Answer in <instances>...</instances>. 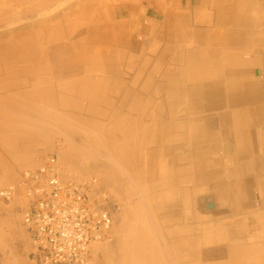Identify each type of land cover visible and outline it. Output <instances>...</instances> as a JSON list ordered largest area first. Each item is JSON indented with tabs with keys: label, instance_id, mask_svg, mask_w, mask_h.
Segmentation results:
<instances>
[{
	"label": "rangeland",
	"instance_id": "rangeland-1",
	"mask_svg": "<svg viewBox=\"0 0 264 264\" xmlns=\"http://www.w3.org/2000/svg\"><path fill=\"white\" fill-rule=\"evenodd\" d=\"M35 1L0 0V19L11 14L10 23L1 24L0 31H12L27 25L30 19L25 18L32 7L36 12L42 10L36 7L39 4ZM59 1L51 0L54 7L40 12L43 14L40 15L39 21H43L40 25L48 21L43 20L46 17L54 16L51 17L53 30L46 40L51 41L55 54L58 52L60 58L58 62L47 59L46 66L58 73L61 71L59 63H69L78 54L82 58V68L72 74L56 75L57 78L51 82L49 75L28 74V80L23 84L15 83L22 76L10 70L12 65L8 66L9 69L0 70V83L10 81L8 83L11 84L0 85V189L15 183L23 168L36 165L41 157L54 153L64 176L76 179L95 177L98 191L104 190L110 196L114 217L113 239L94 248L93 264H179L180 260H165L166 256L161 253L166 255L169 251L161 248L175 242L191 245L193 237L198 244L203 243L202 236L192 232V224H184L179 232L176 225H171L170 212L177 206L175 200L169 202V210L167 205L162 207L167 220L160 217V205L166 203L161 202L163 198L177 196L176 190L171 192L168 186L174 182L173 172L167 167L173 155L166 153L170 147L167 133L162 130L160 114L166 109V103L170 105L169 113L174 108L176 110L174 103H177L179 89L182 93V84L184 86L188 81L187 77H193V73L187 70L198 65L200 55L202 58L209 55V37L201 41L190 30L206 29V35L208 28L212 27L224 32V27L210 25L209 21L224 18V15L233 21L239 19L242 15L240 5L244 2L249 6L251 0ZM126 1L132 4L129 13L121 8V3ZM111 6L116 9H110ZM211 6L216 10L210 17ZM111 18L115 22L113 31L102 27L103 22ZM93 24L102 30L100 37L93 36L92 43H89L87 38L84 39L85 34L81 35L82 38L77 34ZM126 28L132 29V43L128 48L124 44L127 39L121 38ZM73 36H79L77 38L81 42L72 44ZM258 47L263 48L264 45ZM161 68L169 79L167 83L159 77V80L154 79ZM254 70L257 71L254 78H264V74L258 72L260 65ZM124 76L129 79H124ZM123 80H127L126 85ZM72 81H78V84L71 85ZM20 108L24 111L17 113L16 109ZM25 111L36 113L38 118L29 122L22 120ZM45 117L48 122H44ZM161 135L166 140L163 144ZM160 149L166 155L168 172L162 173ZM80 170L82 172L78 173ZM162 174L163 180L160 178ZM3 175L7 177L3 178ZM20 205L21 200L6 202L0 198V264H37L29 256L30 244L22 224ZM125 224L132 232L134 250L132 248L131 253L129 250L120 251L121 229ZM164 226L166 228L163 229ZM142 239L144 244L139 246ZM225 256V249L209 250L206 247L198 250L199 264H217L211 259L216 257L220 260Z\"/></svg>",
	"mask_w": 264,
	"mask_h": 264
},
{
	"label": "crops",
	"instance_id": "crops-1",
	"mask_svg": "<svg viewBox=\"0 0 264 264\" xmlns=\"http://www.w3.org/2000/svg\"><path fill=\"white\" fill-rule=\"evenodd\" d=\"M257 1L243 2L235 21L225 13L209 21L225 31L210 28L200 38L210 37L209 55L187 70L193 77L182 84V93L179 89L176 110L169 113L166 103L160 114L170 147L166 153L173 155L167 165L159 150L162 173L165 165L174 173L168 186L177 195L161 201L166 203L160 205V217L167 220L162 207L169 210L175 200L171 225L179 232L192 224L203 243L194 237L188 246L169 243L161 248L169 251L161 253L165 260L199 264L198 250L207 247L226 250L224 258L211 259L217 264H264V78L253 76L258 65L264 74V47H258L264 45V0ZM160 140L163 144L165 136Z\"/></svg>",
	"mask_w": 264,
	"mask_h": 264
},
{
	"label": "built area",
	"instance_id": "built-area-1",
	"mask_svg": "<svg viewBox=\"0 0 264 264\" xmlns=\"http://www.w3.org/2000/svg\"><path fill=\"white\" fill-rule=\"evenodd\" d=\"M6 202L21 200L30 258L37 264H93L95 245L113 239L109 194L97 179L66 177L54 153L23 168L0 189Z\"/></svg>",
	"mask_w": 264,
	"mask_h": 264
},
{
	"label": "bare ground",
	"instance_id": "bare-ground-1",
	"mask_svg": "<svg viewBox=\"0 0 264 264\" xmlns=\"http://www.w3.org/2000/svg\"><path fill=\"white\" fill-rule=\"evenodd\" d=\"M18 1H21V0H17V2ZM23 1V0H22ZM61 1V0H60ZM59 1V2H60ZM79 1V0H78ZM81 1V0H80ZM90 2H94V1H99V0H89ZM111 0H109V2H110ZM174 1V0H173ZM183 1V0H182ZM196 1V0H195ZM198 1V0H197ZM196 1V2H197ZM252 1V0H251ZM37 4H39L38 6H36L38 9H40V8H42V10H44V9H49L50 8V6H52L51 5V0H36L35 1ZM52 2H54V1H52ZM62 2V1H61ZM66 2V1H65ZM103 2H107V0H103ZM108 2V4H110ZM112 2H113V0H112ZM258 2V1H257ZM58 3V2H57ZM63 3V2H62ZM77 3V2H76ZM81 3V2H80ZM83 3V2H82ZM81 3V4H82ZM114 3V2H113ZM173 3V2H172ZM192 3H194L195 4V2H192ZM253 3V2H252ZM263 3V2H262ZM261 3V4H262ZM66 4V3H65ZM77 4H79V2L77 3ZM77 4H76V6H77ZM84 4V3H83ZM82 4V5H83ZM100 4H102V3H100ZM123 6L121 7L122 8V10L125 12V13H129L130 12V10H132V4H130V3H128V1H126L125 3H121ZM260 4V3H259ZM85 5V4H84ZM103 5V4H102ZM107 5V4H106ZM62 6H63V4H62ZM71 6V5H70ZM74 6V5H73ZM72 6V7H73ZM76 6H75V8H76ZM79 6V5H78ZM77 6V7H78ZM107 6H109V5H107ZM261 6V5H260ZM52 7H54V6H52ZM51 7V8H52ZM85 7V6H84ZM139 7V6H138ZM259 7V6H258ZM107 8V7H106ZM214 8V9H213ZM212 8V6L210 7V17L212 16L211 15V13H212V11H214L215 12V10H216V7H213ZM247 8V7H246ZM69 9V8H68ZM81 9V8H80ZM80 9H78V10H80ZM86 9V8H85ZM109 9V8H108ZM110 9H116V7L115 6H111L110 7ZM117 9H118V7H117ZM42 10H40V12L42 11ZM69 10H71V8L69 9ZM73 10V9H72ZM135 10V9H134ZM138 10H139V8H138ZM198 10H201L200 8L198 9ZM205 10V9H204ZM234 10H235V8H234ZM250 10V9H249ZM8 11H10V10H8ZM55 11V10H54ZM73 11H75V10H73ZM77 11V10H76ZM137 11V10H136ZM206 11V10H205ZM5 12V11H4ZM29 12V11H28ZM39 12V11H38ZM38 12H36L35 11V9L32 7V9H31V12L26 16V18L25 19H27L28 17H29V19L30 20H28L29 21V23L27 24V25H24V26H19V27H17V29L16 28H14V29H12V31H9V30H5V29H3V30H1L0 31V51H2V54H1V56H0V70H6V69H9L8 68V66L9 65H12V67L10 68V70L11 71H15V72H19L20 74H21V76H22V78H20V80H17V81H15V83H17V84H23V83H25V82H27V75L28 74H32V75H34V74H37V73H43V74H45V75H49L50 76V82L52 81V80H55L57 77H56V75H59V74H61V73H63L61 76H64L66 73H68V72H70L71 74H72V72H76V70L77 69H79V68H82V58L80 57L81 55H79L78 56V54H75V59H72L71 58V60H70V62L68 63H59V66H60V68H61V71H57L58 73H55L54 71H53V69L51 70H49L48 69V66H46V64H48V62H47V59H49V60H53V62H58L59 60H60V58H59V54H58V52L55 54V52H54V50H53V46L51 45V41H47L46 40V37H49L50 35H51V33H52V30H53V24L52 23H54V22H52L53 20H52V18L54 17V16H48V17H46V19H43L44 21H47L44 25H40V22L42 21H39L40 20V15H43V14H40V12H39V14H38ZM79 12V11H78ZM115 12V11H114ZM234 12V11H233ZM8 13H10V12H8ZM26 13V12H25ZM43 13V12H42ZM72 13V12H71ZM70 13V14H71ZM73 13H75V12H73ZM246 13V12H245ZM261 13V12H260ZM66 13H64V15H65ZM76 14V13H75ZM54 15V14H53ZM77 15H79L78 13H77ZM213 15H214V13H213ZM243 15H244V12H243ZM10 16H11V14H10ZM10 16H6L5 18H1L0 19V25L2 24L3 25V23L6 25V23H10V22H8L9 21V18H10ZM66 16V15H65ZM67 16H69L70 18H72V16H70V15H67ZM80 16V15H79ZM208 16V15H207ZM52 17V18H51ZM74 17V16H73ZM83 17H85L84 15H83ZM116 17V16H115ZM235 17V16H234ZM244 17V16H243ZM24 18V17H23ZM74 18H76V17H74ZM79 18V17H78ZM136 19H138V18H140V17H135ZM259 18V17H258ZM24 19V20H25ZM132 19V18H131ZM162 19V18H161ZM203 19H204V17H203ZM11 20V19H10ZM21 20H23L22 18H21ZM118 20V19H117ZM202 20V19H201ZM250 20V19H249ZM18 21H20V20H18ZM17 21V22H18ZM235 21V20H234ZM238 21V20H237ZM22 22V21H21ZM25 22V21H24ZM43 22V21H42ZM60 22V21H59ZM251 22V21H250ZM249 22V23H250ZM13 24V23H12ZM57 24V23H56ZM14 25V24H13ZM255 25V24H254ZM17 26V25H16ZM1 27V26H0ZM104 29H106V30H109V31H113L112 29L113 28H115V22H114V19H112L111 18V20L110 19H108L107 21H104L103 22V26H102ZM102 27H99V26H95L94 24L93 25H89V26H87L86 27V29H82L81 31H80V33L79 34H77V35H82V34H85V38L84 39H86L87 38V40L86 41H88L89 43H92V42H90L91 41V38L93 37V36H97L98 35V37H100V31L102 30ZM130 27V26H129ZM132 27V26H131ZM208 27V26H207ZM250 27V26H249ZM258 27V26H257ZM11 28V27H10ZM210 28H212V27H210ZM210 28H208V31H209V29ZM0 29H2V28H0ZM213 29V28H212ZM156 30V29H155ZM163 30V29H162ZM191 31V33L192 34H194V35H198V37L199 38H202V37H204L205 35H204V33H207V31H206V29L204 30V29H202V28H198V30L196 29V28H192V30H190ZM253 31V30H252ZM258 31V30H257ZM260 31V30H259ZM105 32V31H104ZM123 33V36L124 37H121V38H126L127 39V43H124V44H127L125 47H127L128 48V45H130L131 43H132V29L131 28H126V29H124L123 31H122ZM211 32H212V30H211ZM210 33V32H209ZM263 33V32H262ZM105 34V33H104ZM182 35H184L183 33H181ZM206 35H208V34H206ZM210 35V34H209ZM247 35H249V33L247 34ZM75 39H74V41H72L71 40V38H70V40L72 41V44H74V43H78V42H81L80 41V38H82V36L78 39L77 37H79V36H77V37H75V36H73ZM151 37V36H150ZM184 37H185V35H184ZM183 37V38H184ZM250 37V36H249ZM256 37V36H255ZM120 38V37H119ZM181 38H182V36H181ZM210 38V37H209ZM143 39V38H142ZM250 39H253V38H251L250 37ZM50 40V39H49ZM69 40V41H70ZM118 40V39H117ZM152 40H153V38H152ZM154 40H158V38H154ZM256 40V39H255ZM85 41V40H84ZM148 41V40H147ZM254 41V40H253ZM150 42H152V41H150ZM255 42V41H254ZM87 43V42H86ZM153 43H155V42H153ZM152 43V44H153ZM158 43H159V41H158ZM257 43V42H256ZM167 44V43H166ZM151 45V44H150ZM159 45V44H158ZM158 45H156V47L158 46ZM163 45V44H162ZM81 46V45H80ZM83 46H85V44L83 45ZM167 46V45H166ZM172 46H174V45H172ZM125 47H123V48H125ZM151 47V46H150ZM154 47V46H153ZM160 47V46H159ZM162 47V46H161ZM117 48V47H116ZM152 48V47H151ZM155 48V47H154ZM154 48H153V51H155L154 50ZM46 49V50H45ZM73 49H74V47H73ZM164 49H165V47H164ZM167 50V49H166ZM173 50V49H172ZM47 51V52H46ZM116 51H118V49L116 50ZM185 52V51H184ZM153 54H154V52H152ZM171 53V52H170ZM174 53V52H173ZM186 54H188V52L186 53ZM200 54V53H199ZM168 55V54H167ZM198 55V54H197ZM78 56V57H77ZM200 56H202V55H200ZM71 57V56H70ZM189 57V56H188ZM194 58V57H193ZM198 58V57H197ZM202 58V57H201ZM67 59V58H66ZM63 60V59H62ZM247 60V59H246ZM251 60V59H250ZM257 60V59H256ZM248 61V60H247ZM240 62V61H239ZM238 62V63H239ZM249 62V61H248ZM255 62V61H254ZM235 63H237V62H235ZM235 63H233L232 65H234ZM241 63V62H240ZM250 63V62H249ZM256 63V62H255ZM66 64V65H65ZM238 65V64H237ZM241 66L243 65V64H240ZM239 65V66H240ZM235 66V65H234ZM253 66V65H252ZM46 67V68H45ZM243 67V66H242ZM56 69V68H55ZM165 72L164 71H162V68L159 70V72H158V74L156 75V78H154L155 80H165V83H167L168 81H169V79H168V77L166 76L165 77ZM69 75V74H68ZM74 75V74H73ZM60 76V75H59ZM157 77H159V79L157 78ZM161 77V78H160ZM124 79H129V77L128 76H124ZM127 80H123V84L124 85H126V82H127ZM69 81H71L70 79H69ZM131 81V80H130ZM8 82H10V81H8ZM8 82H5V81H3V82H1L0 83V85H2V84H7V85H9V86H11V84L10 83H8ZM78 84V81L77 82H73L72 81V83H71V85H77ZM53 85V84H52ZM52 85H50V88H51V86ZM43 86H45L44 84H43ZM46 87V86H45ZM14 88V87H13ZM148 93V92H147ZM185 94V93H184ZM187 94V93H186ZM16 95V94H15ZM156 95V94H155ZM178 96V95H177ZM201 96V95H200ZM184 97V96H183ZM186 98V97H185ZM190 98V97H189ZM209 98V97H208ZM210 100V99H209ZM208 100V101H209ZM160 101L163 103L164 102V100H162V99H160ZM26 106V105H25ZM11 110V109H10ZM31 110V109H30ZM11 111H13V110H11ZM24 111V109H16V112L17 113H19V112H23ZM30 112V111H29ZM27 112V111H25L24 112V118H22V120H25V121H27V122H29V121H33V119H35V118H38V115L36 114V113H34V112ZM23 116V115H22ZM153 117V116H152ZM11 119H15V118H13V117H11ZM20 120V119H19ZM18 120V121H19ZM44 122H48V119L45 117L44 118ZM36 121V120H35ZM171 121V120H170ZM21 122V121H20ZM17 123V122H16ZM183 123V122H182ZM171 124V123H170ZM40 129V128H39ZM12 130H20V128H13ZM134 130V129H133ZM138 130V129H137ZM42 132V131H41ZM133 132V131H132ZM150 144V143H149ZM147 146H148V144H147ZM151 146V145H150ZM166 147V146H165ZM169 147V146H168ZM148 154V153H147ZM166 156V155H165ZM168 156V155H167ZM26 158V157H25ZM147 158V157H146ZM154 158V157H153ZM147 160V159H146ZM145 160V161H146ZM153 161V160H152ZM167 161V160H166ZM169 161V160H168ZM154 163V162H153ZM170 164V163H169ZM175 165V164H174ZM140 167V166H139ZM168 167V166H167ZM167 170V169H166ZM80 172H82L81 170L80 171H78V173H80ZM166 172H168V170L166 171ZM173 175H174V173H173ZM148 176V175H147ZM147 176H145V177H147ZM7 177V175H3V178H6ZM115 177V176H114ZM176 177V176H175ZM161 178V177H160ZM159 179V178H158ZM173 180V179H172ZM147 182V181H146ZM155 183V182H154ZM158 183V182H157ZM174 183V182H173ZM163 184H166V183H164L163 182ZM176 184V183H175ZM184 185V184H183ZM148 186V185H147ZM146 186V187H147ZM173 186V185H172ZM150 187V186H149ZM158 187V186H157ZM156 187V188H157ZM168 187V186H167ZM174 187V186H173ZM155 188V189H156ZM165 188V187H164ZM170 188H171V186H170ZM154 189V190H155ZM176 193V192H175ZM147 195V194H146ZM154 195V194H153ZM155 196V195H154ZM156 197V196H155ZM159 198H161V197H159ZM164 199V198H163ZM168 199H170V198H168ZM158 202V201H157ZM160 202V201H159ZM175 205V204H174ZM179 206V205H178ZM180 208V207H179ZM120 214V213H119ZM167 226V225H166ZM186 226V225H185ZM193 231V230H192ZM121 236H120V241H119V244H120V251H123V252H125V251H128L129 250V253H131V251H132V248L134 247V242L132 241V232H130V229H129V227L127 226L126 227V224L125 225H123V227H122V229H121ZM199 233V232H198ZM197 234V233H196ZM201 235V234H200ZM200 236H198V238H199ZM182 241V240H181ZM201 241V240H200ZM146 242H148L147 240H146ZM98 244H100V243H98ZM98 244H96L95 245V247L98 245ZM143 244H144V241H143V239L141 240V241H139L138 242V245L139 246H143ZM185 244V243H184ZM201 244V243H200ZM187 248V247H186ZM202 249V248H201ZM133 250H134V248H133ZM139 250V249H138ZM200 252H201V250H200ZM188 256V255H187Z\"/></svg>",
	"mask_w": 264,
	"mask_h": 264
}]
</instances>
